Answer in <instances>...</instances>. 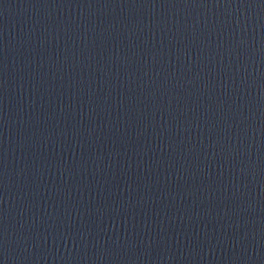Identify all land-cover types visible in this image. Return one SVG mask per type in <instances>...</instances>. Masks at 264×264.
<instances>
[{
  "label": "water",
  "instance_id": "water-1",
  "mask_svg": "<svg viewBox=\"0 0 264 264\" xmlns=\"http://www.w3.org/2000/svg\"><path fill=\"white\" fill-rule=\"evenodd\" d=\"M0 264H264V0H0Z\"/></svg>",
  "mask_w": 264,
  "mask_h": 264
}]
</instances>
